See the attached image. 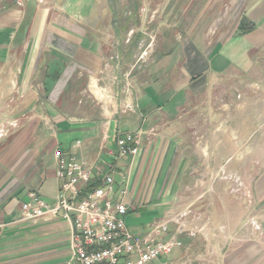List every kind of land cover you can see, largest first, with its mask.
Wrapping results in <instances>:
<instances>
[{
    "label": "crops",
    "instance_id": "obj_1",
    "mask_svg": "<svg viewBox=\"0 0 264 264\" xmlns=\"http://www.w3.org/2000/svg\"><path fill=\"white\" fill-rule=\"evenodd\" d=\"M233 83L244 99L222 120ZM0 132V264L69 256L60 214L21 215L30 194L57 198V148L112 164L134 236L170 217L179 244L149 264H264V0H0ZM125 132L138 151L121 158ZM221 166L255 174L257 241Z\"/></svg>",
    "mask_w": 264,
    "mask_h": 264
},
{
    "label": "built area",
    "instance_id": "obj_2",
    "mask_svg": "<svg viewBox=\"0 0 264 264\" xmlns=\"http://www.w3.org/2000/svg\"><path fill=\"white\" fill-rule=\"evenodd\" d=\"M4 136L0 132V138ZM117 155L138 151V136L125 132L116 137ZM81 142L76 141L75 147ZM56 177L59 190L54 202L34 194L21 205L24 220L60 214L70 226L69 256L62 264H149L168 254L179 242L163 239L170 217L159 220L143 237L126 226L127 206L114 198L113 166L103 161L87 164L80 156L66 155L57 148Z\"/></svg>",
    "mask_w": 264,
    "mask_h": 264
},
{
    "label": "rangeland",
    "instance_id": "obj_3",
    "mask_svg": "<svg viewBox=\"0 0 264 264\" xmlns=\"http://www.w3.org/2000/svg\"><path fill=\"white\" fill-rule=\"evenodd\" d=\"M127 11H129L128 8L124 12ZM155 41L157 44V42L159 41L158 37L155 38ZM144 43L145 39L142 38L141 40H139L140 46H144ZM217 89L220 90V93L219 90L218 92H216L217 97L215 98L216 100L214 102V105L217 112L221 114V118L223 120L227 118L231 113H233L236 109V106L240 104L244 99V87L233 83L232 86H223V84H221ZM224 94H230L231 97L227 98ZM192 138H195L194 141L197 142H204L206 139L204 134L199 133L191 135V139ZM216 173L218 174L220 181L227 183L229 194L243 201L244 209H247L248 211V214L244 219V241L246 239L257 241L261 237V222L257 214L254 212V210L257 209V204L252 191V184L255 179V174L245 172L243 177L235 171L232 172L228 170L226 166L219 167Z\"/></svg>",
    "mask_w": 264,
    "mask_h": 264
},
{
    "label": "trees",
    "instance_id": "obj_4",
    "mask_svg": "<svg viewBox=\"0 0 264 264\" xmlns=\"http://www.w3.org/2000/svg\"><path fill=\"white\" fill-rule=\"evenodd\" d=\"M240 28L243 29V23L240 24Z\"/></svg>",
    "mask_w": 264,
    "mask_h": 264
}]
</instances>
